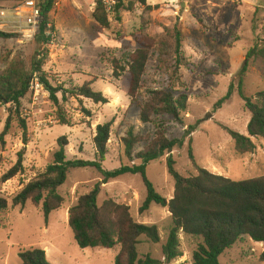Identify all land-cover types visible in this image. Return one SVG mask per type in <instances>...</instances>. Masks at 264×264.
<instances>
[{"label":"rangeland","instance_id":"obj_1","mask_svg":"<svg viewBox=\"0 0 264 264\" xmlns=\"http://www.w3.org/2000/svg\"><path fill=\"white\" fill-rule=\"evenodd\" d=\"M18 1L0 0V4L11 7ZM57 1L58 5L51 13L55 33L43 70L55 87L72 88L93 80L92 87L103 92L109 102L95 103L77 96L63 100L60 91L57 96L62 112L70 119L69 124H61L57 105L43 85L36 88L38 78L34 75L29 92L21 100L19 113H12L5 145L0 146V197L9 200L8 208L0 211V264H21L19 251L33 247L44 249L52 264H114L119 245L109 249L81 248L69 225L70 207L102 179L96 168L69 171L67 180L58 188L64 201L50 214L48 222L41 205L29 201L24 207L12 206L13 196L53 161L57 140L63 135L68 139V158L93 160L97 153L94 144L96 127L112 121L108 151L103 161V167L112 170L122 164L141 163L135 156L155 137L158 123L170 138L182 137L188 126L196 124L183 146L175 147L171 153L147 164V177L168 199L173 196L175 182L168 172L167 157L173 156L175 167L182 175L195 174L197 169L189 158L190 146L196 164L213 173L234 180L264 175V138L252 137L255 150L238 154L233 138L224 128L248 135L251 113L239 95L235 76L242 68L248 50L258 39L264 38V0H147L151 5L172 2L175 7L148 9L134 4L131 9H121L120 19L115 13L110 14L109 28L101 27L92 17L96 0L91 6L82 0ZM176 29L182 33L185 58L179 80L173 72ZM9 33L14 35L0 38V74L18 55L30 70L36 48L35 35ZM140 40L151 44L140 100L151 88H167L174 84L175 89L186 90L188 107L182 113L183 123L167 114L157 117L156 122H142L139 105L126 92L129 74L114 77L113 59L127 66L130 55L140 47ZM249 62L243 90L252 96L264 90V63L260 58ZM232 82L234 92L230 99L215 108ZM9 110L10 104L0 102V133L10 115ZM131 130L143 137L134 147L133 158L127 156L123 140ZM19 156L23 157V173L3 182L2 175L16 164ZM100 187L98 205L107 199L127 204L136 221L158 227V243L145 235L140 237L138 250L141 255L150 254L161 264H193V252L201 239L185 233H180L183 256L167 260L163 246L173 219L167 207L156 203L140 212L147 194L141 174L126 173ZM263 251L264 242L245 236L221 254L219 261L220 264H264Z\"/></svg>","mask_w":264,"mask_h":264},{"label":"trees","instance_id":"obj_2","mask_svg":"<svg viewBox=\"0 0 264 264\" xmlns=\"http://www.w3.org/2000/svg\"><path fill=\"white\" fill-rule=\"evenodd\" d=\"M57 0H37L40 8V22L34 36L36 48L33 55L32 66L29 70L21 56L10 60L5 70L0 74V102L10 104V115L3 131L0 133V146L5 145V136L8 133L12 113H19L21 100L29 92L33 79L36 77L40 84L49 92L50 98L57 105V116L61 124H69L62 112L57 93L62 92L63 100L70 96L85 97L95 103H108V97L103 92L92 87L93 80L86 81L81 86L64 88L53 86L46 72L43 70L49 56V47L55 33V26L51 13ZM87 6L93 0H82ZM117 0L113 13L120 19L121 9H131L134 4H140L148 9L170 8L174 9L172 2L148 4L147 0ZM112 13V14H113ZM109 13L101 0H96L92 17L103 28L110 27ZM14 34L0 31V38H8ZM138 47L131 55L127 66L113 59V75L120 78L124 73L129 74V85L126 92L139 105L140 119L144 123L156 122L157 117L171 115L172 118L183 123L182 113L188 107V94L186 90L175 89L172 84L167 88H151L146 96L140 100L145 72L150 60L151 44L140 40ZM260 58L264 63V38L258 39L247 54L242 68L236 74L238 78V92L244 101L245 107L251 113L247 124L248 135L242 134L224 126L234 140L238 154L251 153L256 145L252 140L254 136L264 138V90L254 95H246L243 90L244 76L246 75L250 59ZM182 53V33L176 29V42L174 46V77L179 80V70L184 64ZM234 92L233 82L225 96L220 98L215 108L221 107L228 101ZM25 126V125H24ZM112 121L98 124L94 144L97 150L93 160L83 158L70 159L66 147L68 139L65 135L58 138V148L54 152V159L46 169L35 178L26 183L12 198V206L24 207L27 202L41 205L46 222L50 214L58 209L63 196L58 188L65 183L68 173L74 168H96L102 175L101 181L95 184L88 193L81 195L77 203L69 209V225L74 238L81 248H114L120 246L114 264H161L160 260L150 254L141 255L138 250L140 237L145 235L152 242L158 243L160 235L156 225H148L136 221L127 204L107 199L98 205L97 199L101 190L100 185L126 173L141 174L146 186L147 194L140 212L147 211L152 203L167 207L173 226L169 230L168 238L163 246L167 260L172 261L183 256L180 248V233H185L201 239L197 249L193 252V264H220L219 257L243 237L248 236L254 241L264 242V175L245 180H234L224 175L216 174L206 168L198 166L195 161L193 149L189 148V158L195 165L197 172L185 176L175 167L176 161L172 155L167 157V168L174 179V193L171 198L161 195L146 175L147 164L159 159L166 153H171L175 147L183 146L185 139L191 136L196 124L190 125L180 138H170L163 127L158 123L155 137L147 147L135 156L141 160L139 164H122L119 167L107 170L103 161L108 151V141L111 135ZM143 137L129 131L123 139L125 152L133 158V150ZM190 139V143H191ZM133 160V159H132ZM23 157L19 156L16 164L1 177L3 182L23 173ZM9 200L0 197V211L7 209ZM21 264H52L46 251L42 248H28L19 251ZM264 259V251L261 255Z\"/></svg>","mask_w":264,"mask_h":264},{"label":"built area","instance_id":"obj_3","mask_svg":"<svg viewBox=\"0 0 264 264\" xmlns=\"http://www.w3.org/2000/svg\"><path fill=\"white\" fill-rule=\"evenodd\" d=\"M109 14L115 10L117 0H101ZM55 5H58L56 1ZM40 22V8L37 0H20L11 7L0 4V31L22 32L27 37H33ZM42 84L35 82L36 88Z\"/></svg>","mask_w":264,"mask_h":264}]
</instances>
